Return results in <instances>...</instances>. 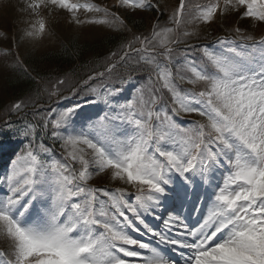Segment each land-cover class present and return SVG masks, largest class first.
<instances>
[{
  "label": "snow or ice",
  "instance_id": "obj_1",
  "mask_svg": "<svg viewBox=\"0 0 264 264\" xmlns=\"http://www.w3.org/2000/svg\"><path fill=\"white\" fill-rule=\"evenodd\" d=\"M24 4L22 11L34 17L21 37L29 43L50 35L47 18L59 11L77 25L125 27L117 13L92 2ZM115 6L166 10L160 0H116ZM82 10L103 16L81 19ZM218 15L264 24V0H179L168 23L157 21L148 34L111 52L103 71L61 99L79 97L90 81L110 79L119 65L147 70L148 83L124 102L131 76L121 87L90 88L96 100L85 102L102 101L108 111L86 125L77 127L79 102L47 112L40 126L50 125L53 140L62 141L61 159L43 142L34 145L37 124L18 130L30 142L0 177L6 245L0 264H264V35L237 24L216 37L217 47L186 43ZM181 43L198 48L199 56L185 52L173 68ZM16 64L27 72L18 56ZM65 83L57 79L45 91L60 95ZM26 107L16 101L9 111ZM182 114L200 119L183 126ZM96 177L120 186H95Z\"/></svg>",
  "mask_w": 264,
  "mask_h": 264
},
{
  "label": "rangeland",
  "instance_id": "obj_2",
  "mask_svg": "<svg viewBox=\"0 0 264 264\" xmlns=\"http://www.w3.org/2000/svg\"><path fill=\"white\" fill-rule=\"evenodd\" d=\"M92 2L94 0H80L81 3H86V2ZM100 3L103 4V8L106 7L108 8L111 12L117 13L121 19L124 20L123 17L129 16L132 18H139L143 17L144 18V29L136 30V29H131L130 32L127 31L126 27H123L122 29L117 30L114 27H110L106 24H92V23H85L81 25H77L74 22H72L68 16V14L64 11H59L53 13L52 16L48 17V27H49V33L50 35H46V37L37 43H29L27 41H24L21 39L22 34H23V29L28 27L29 23L31 22L34 17L30 16L28 12L22 11L24 8V0H0V107L2 108V114L1 116L3 117H8L9 113H12L9 111L10 106L12 103L16 101H23L27 104V107L35 106L34 109L32 110L33 113L36 115H33L34 117H44L47 112L51 111L53 108H56L57 110H62L65 107L71 106L68 100H63L61 99L62 96H69L70 91L72 87H77L81 84L79 82L81 79L86 78L85 74L87 73L84 68L76 67L74 69V73L71 71V67L68 69H64L61 74L59 73L56 75L53 73L52 69L49 68L48 72L52 75L51 77L46 76V73L44 74L43 78L41 80V87L38 93L32 92L29 94L25 93V96L22 97L21 99H16V100H10L8 101L6 98V95H8L5 91V83H6V78H11L12 74L10 71L15 69L17 66L16 64V58L15 56H20L21 58L25 55H29L31 53H34V57L40 58L41 55L49 50L58 48L63 39L66 40H73L75 39L78 43H86L89 41L93 40H99L104 38L107 34L109 33H115V37H118L120 35L125 36V42L131 40L134 35H141V34H148L151 31L152 25L157 23L159 21L161 24H166L168 23V17L172 9L178 6L179 0H160V4L162 8L166 9L163 12V15H161L159 12L152 10V9H146V10H126L122 8L116 7V0H96ZM155 2V0H154ZM193 3L199 2V3H204L206 0H192ZM102 17L103 13H86L83 10L80 12V18L81 19H90L92 17ZM109 20H111V17H108ZM238 17L236 15H230L226 19L218 15L216 20L210 24H205V25H200L196 36L193 38L189 39L186 41L189 42L191 40H198L202 36H207L210 33L209 32H215L216 29L217 31H226V29L236 26L237 24L245 29L246 31L252 33L257 37V35L261 34L264 32V24H255L250 20H239L237 22ZM125 24V22H124ZM126 26V25H125ZM247 28L251 29L249 31ZM12 35L15 37L14 40V45L16 47V51L18 54H15L11 50V42H10V36ZM124 42V43H125ZM193 45V44H190ZM137 47L139 45H136ZM207 46L209 47H217L216 45H213V43L208 44ZM178 48V52L176 54H182L183 52H189L190 49L192 48H187L185 46H175ZM3 50H8L11 54L10 55H3ZM11 50V51H10ZM108 51V50H106ZM114 51V50H113ZM113 51L106 52L107 56L102 58V52L100 53V62H99V69L101 66L105 67L107 63L110 62L107 58L109 57L110 53ZM119 51V49L115 50ZM105 52V51H104ZM93 69H96L93 67ZM52 71V73H51ZM99 72V71H98ZM40 74V75H42ZM57 79H64L66 81L65 85L60 86V95L57 96H51L49 97V94L47 91H45L46 88L50 89L51 85L55 84ZM86 80V79H84ZM83 80V81H84ZM131 83L128 85L126 88H132ZM187 87H190L189 85H186ZM93 87H100V81L98 80H93L90 81L87 87H83L81 92H87L89 91L90 88ZM93 94V93H90ZM94 95V94H93ZM90 96V95H89ZM87 95H84L79 103H81L82 108L78 110V113L75 117L77 127L83 124H87L89 118L88 117H83L84 112L83 110L91 109L93 106H100L102 104V101H97L95 104L93 103H86L85 101H93L90 99V97ZM96 99V98H95ZM165 100H169L168 96L165 97ZM170 101V100H169ZM52 102V104H51ZM49 108V109H48ZM52 108V109H51ZM183 114L181 115V117ZM188 116V115H187ZM195 115H191L188 117V121L195 120L194 119ZM198 119H200L198 116H196ZM195 117V118H196ZM2 119V118H0ZM26 119V118H23ZM18 119H8L7 121H10L12 126L8 128H16L18 130L23 129L24 125H18V124H25L24 122H17ZM7 121H3L2 125H7ZM19 128V129H18ZM46 132V137L48 140H53L51 136V126L47 129H44ZM61 135H67V133H61ZM26 139V138H24ZM37 140L41 139H35ZM59 141V145H54V149H56V154L62 158L63 150L61 149V143L62 141L57 139ZM34 141V145L40 144L41 141H38L36 143ZM19 142H23L22 140ZM30 142V141H29ZM27 142V144L29 143ZM36 143V144H35ZM26 144V145H27ZM46 145V144H45ZM4 144L0 140V160L2 158L3 153L5 152L4 149ZM15 148H17V151L15 152V157L10 158V157H4L3 160L0 161V163H3V167H1L0 171V177H3L7 175V173L11 170L12 167V161L15 160L18 155L21 154L22 150L25 148V146H22L20 143H17L15 145ZM93 185L96 186H106L109 188H115L119 187L120 185L118 184H113L111 181L108 180L107 177H96L93 179L91 182ZM105 184V185H104ZM3 246L5 247L6 245L3 244L2 241H0V247Z\"/></svg>",
  "mask_w": 264,
  "mask_h": 264
},
{
  "label": "trees",
  "instance_id": "obj_3",
  "mask_svg": "<svg viewBox=\"0 0 264 264\" xmlns=\"http://www.w3.org/2000/svg\"><path fill=\"white\" fill-rule=\"evenodd\" d=\"M124 20L128 32H130L131 29H144L145 22L143 17L132 18L126 16L124 17ZM124 42L125 36L123 35L115 37L114 34H107L102 39L93 40L86 43H78L75 39L69 40L66 45L62 44L56 49L49 50L43 53L40 58H35L33 55H25L21 62L23 66L27 68V72H25L19 65L10 71L12 77H7L5 83V91L8 94L6 95V98L8 101H10L21 99L25 96V93H38L41 87V80L44 79V74L42 73H46L45 75L49 77L52 76L48 72L50 67L53 68L52 71L56 75L59 72L60 75L64 69H68L70 67L71 71L74 73V69H76L77 66L82 69L84 68V70L87 71V74H91L92 71L99 67L98 65L100 62L99 59H101V52L102 58H104L107 56L104 53L119 49ZM93 67L96 69H93ZM103 68L104 67L101 66V69ZM142 72L147 73L148 71L143 69L129 71L128 66L126 68H121L118 66L113 70V74L118 76L132 77L137 73Z\"/></svg>",
  "mask_w": 264,
  "mask_h": 264
}]
</instances>
